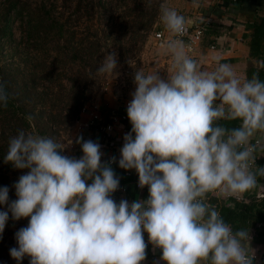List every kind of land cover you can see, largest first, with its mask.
<instances>
[{"label":"clouds","instance_id":"obj_1","mask_svg":"<svg viewBox=\"0 0 264 264\" xmlns=\"http://www.w3.org/2000/svg\"><path fill=\"white\" fill-rule=\"evenodd\" d=\"M192 3L199 6V0ZM159 13L169 34L160 49L171 58L170 70L166 79L155 67L135 71L127 105L131 132L119 160L121 169L136 171L141 188L148 187L147 200L117 204L111 198L119 179L101 163L98 143L84 141L82 157L74 159L61 154L71 140L19 129L4 161L29 171L14 185L17 199L10 204L8 187L0 188V205L8 204L0 211V234L9 212L13 220L30 217L15 234L18 247L10 249L18 264L25 256L29 264H142L145 233L164 264H253L249 229L234 231L208 201L210 193L241 199L257 186L250 141L258 134L264 139V81L228 63L202 70L181 39L186 17L167 4ZM256 63L264 68V60ZM116 67L113 50L93 76L115 79ZM9 100L0 80V107ZM221 121H239V127L228 130ZM258 173L264 176V168Z\"/></svg>","mask_w":264,"mask_h":264},{"label":"trees","instance_id":"obj_2","mask_svg":"<svg viewBox=\"0 0 264 264\" xmlns=\"http://www.w3.org/2000/svg\"><path fill=\"white\" fill-rule=\"evenodd\" d=\"M58 1L67 8L71 6L70 14L74 22L80 21L84 16H87L86 20L88 18L91 20L93 10L96 8L101 18L100 23L103 25L115 18L123 21L125 14L116 15L117 8L131 3V0H111L112 9L109 8V2L105 0H87L86 3L85 0ZM124 1H126L125 4H123ZM210 1L226 12L240 0ZM43 3L42 0H2L0 3V59L4 55L2 51L5 45L9 47L10 59L8 63L0 60V80L6 82L10 93L8 106L0 107V188L8 187V204L17 199L14 185L29 171V169H15L11 163H5L4 156L7 153L9 138L15 136L19 129H24L26 132L51 136L58 140L55 126L63 124L68 128L79 119L84 104L90 98L89 92L85 89L87 77L102 59L98 46L100 39L97 37L102 30H92L90 33L93 36L92 39L89 37L81 39L76 30H68L67 19L65 20L62 15L54 14L53 4L46 6ZM128 15L131 20L136 18L131 22L132 25L139 24L136 20L144 17L136 14L134 9ZM13 21L19 23L22 33L21 45L14 44L12 40L10 24ZM243 21V30L246 33H242V39L247 40V58L254 62L264 60V12L257 10ZM150 22L152 20L149 23L147 21L148 24ZM216 26L219 25L211 22L203 27V35H212L208 46L214 48L215 39L219 36ZM48 59H50L48 67H45ZM36 60H42L41 65H34ZM77 60H82L84 63V81L81 84H75L69 78V87L64 91L60 77V74L63 75L61 73L63 69L59 71L56 69L57 72H55V67ZM253 74H258L264 81V68L257 65L244 71V75L249 79ZM61 91L64 92L62 95H60ZM28 116L32 117L31 123L27 120ZM220 123L228 130L239 127V121H221ZM127 132H131V126ZM259 148H255L254 152L255 166L260 165L257 158L258 151L264 152V149ZM102 164L109 165L119 179V187L111 194V198L114 199L122 194L124 200L131 201L136 192V184L130 171L121 169L119 162L116 161ZM253 172L257 174V185L264 186V176H260L256 169ZM91 182V179L87 181L88 184ZM256 187L246 193V201L232 197L221 199L209 194L208 202L217 207L234 231L248 228L249 233L253 235V240L264 244V194L257 197L254 194ZM8 204L0 205V211H7ZM29 219L30 217L13 220L9 212L5 229L0 234V264H18L10 256V249L18 247L15 234L21 228L28 226ZM160 255V249L154 250L152 246L146 248V259L151 260ZM29 260L30 258L25 256L19 264H29ZM260 264H264V254Z\"/></svg>","mask_w":264,"mask_h":264},{"label":"rangeland","instance_id":"obj_3","mask_svg":"<svg viewBox=\"0 0 264 264\" xmlns=\"http://www.w3.org/2000/svg\"><path fill=\"white\" fill-rule=\"evenodd\" d=\"M42 1H44L43 4L46 6L53 4L55 11L54 14L62 15L65 20L67 19L66 26L68 30H76L77 33L80 34L81 39L86 37L92 39L93 36L90 34L92 30H102V32L97 34V37L100 39L98 46L99 52L102 54V59L97 66L93 67L91 74L87 77L85 89L89 92L90 98L83 106L84 112L80 113L79 116L81 119V116L85 115L87 120L92 111H97L103 106L102 102L108 99V93L111 92L112 95L116 97H124L130 92V90L135 89L133 78L137 69L141 67L145 71H149L154 67L161 68V66H158L160 64L159 60H163L165 55L162 54V50L156 42L154 34L160 32L165 40L168 39L169 34L164 29V26L159 19L160 5L167 4V6L174 8L179 14L183 15L185 11L188 10L186 1L189 0H131V3H128V6L123 5L122 7L117 8L116 15L119 13L125 14L123 21H119L114 17L115 19L109 21L105 25L100 23L101 18H99L96 8L93 10L91 20H89V18L86 20L87 16H84L80 21L74 22L73 16L70 14L71 6L70 8H67L58 0ZM105 1L109 2V8L113 9V2L111 0ZM1 2L2 0H0V3ZM86 2L87 0H85V3ZM125 2L126 1H124L123 4H125ZM132 9L136 11V14L144 16L136 20L139 21V24L132 25L131 23L136 19L131 20L128 15ZM151 20L152 22L148 24ZM10 28L14 44L20 43L21 45L22 33L18 21H13L10 24ZM8 48L7 45L3 47L2 52L4 55L0 59L6 63L10 61ZM113 50L117 53V67L114 72L119 73V75L115 79H112L107 75L93 76V73H95L96 69L100 66L104 56ZM82 60H77L73 63L67 62L65 65L60 64L57 68L55 67V72L63 69L61 72L63 75L60 74V77L62 79L61 83H63L64 91L66 90L65 88L69 87V78L75 84H81L84 81V63ZM49 61L50 59L45 62V67H48L47 64ZM41 62L42 60H36L35 63H32H34V65H41ZM63 93L64 92L61 91L60 95ZM80 122L81 120L78 119L68 128L64 127L63 124L55 126L58 141L63 143L68 141L71 133H73V130ZM65 150H67V148ZM63 152L65 153V151ZM12 192L13 191L11 190V193Z\"/></svg>","mask_w":264,"mask_h":264},{"label":"crops","instance_id":"obj_4","mask_svg":"<svg viewBox=\"0 0 264 264\" xmlns=\"http://www.w3.org/2000/svg\"><path fill=\"white\" fill-rule=\"evenodd\" d=\"M188 5V10L183 14L186 19L189 21L187 26V33L192 32L194 29L202 28L207 26L209 23H214L216 26V32L219 33V36L215 39V48L213 46H208V41L212 38L211 36H201L200 42L192 49L189 55L196 59L200 64L202 70H212L217 63H228L234 66L235 70L244 75L245 69L253 66H257V63L250 61L247 58V47L246 39H242V33L244 32V21L247 17L252 15L255 11L264 12V0H240L238 4L233 5L230 11H224L220 6L217 7L215 4L211 3L210 0H199V6H193L192 0L186 1ZM218 5L219 3L216 2ZM220 5V4H219ZM227 27H230L227 29ZM160 33V32H159ZM161 34V33H160ZM162 36V34H161ZM163 41H166L162 37ZM186 43V38L183 39ZM213 47V49H209ZM161 68H158L159 75L162 79H166L167 73L170 70L171 58L164 56L163 60H159ZM135 89L130 90L128 94L124 97L113 96L112 93H108V99L102 102L103 106L99 108V114L101 116H106L108 113H112L115 117V125L113 130L109 134L98 132L97 130L84 128L79 125L75 127L73 133H71L68 140H71V145L64 150L67 155H70L71 158L80 159L82 157L81 145L84 141L91 140L98 143L100 151H102L101 163L107 162V158L110 157L112 161L119 162L121 155L120 150L124 143V136L128 134V129L131 126L128 117H127V108L123 106L126 101H131L132 93ZM81 122H86V116H81ZM80 122V123H81ZM82 137L81 144L76 143V139ZM253 139L258 140L259 149H264V139L257 136ZM67 143V141L65 142ZM113 158H115L113 160ZM258 161L260 165L256 166V170L259 168H264V152L258 151L257 154ZM262 163V164H261ZM132 174L134 182L136 185L138 183V174L134 169L129 170ZM246 193L242 194V198L239 200L246 201ZM211 195L216 196L217 198H226L218 193H210ZM256 196H262L264 194V186L257 185L255 188ZM149 195L148 187L143 188L136 187L135 195L132 197L131 201H128L131 204L134 201H144L147 200ZM235 198V197H232ZM237 199V198H235ZM117 204L124 200L122 194L117 195L113 199ZM252 239L250 247L255 251V258L253 264H260L261 257L264 254V244L255 242L253 240V235L250 234ZM161 255L157 258L151 260L145 259L142 264H164L160 259Z\"/></svg>","mask_w":264,"mask_h":264},{"label":"built area","instance_id":"obj_5","mask_svg":"<svg viewBox=\"0 0 264 264\" xmlns=\"http://www.w3.org/2000/svg\"><path fill=\"white\" fill-rule=\"evenodd\" d=\"M202 33H203V29L202 28H197V29H194L191 33L190 32H188V33L186 32V34L181 38V39H185L186 38V43L185 44L189 45L188 53H190L192 51V49L200 42ZM154 38L156 39V42L160 46L161 41H163L161 34L159 32L155 33L154 34ZM209 49H213V47H209ZM129 103H130L129 101H126L123 104V106L125 108H127V105ZM82 112H84L83 109H82L81 113ZM78 125L81 126V127L87 128V129L88 128H94L98 132L109 134V133L112 132L113 127L115 125V117L113 116L112 113H108L106 116L103 117V116H101L99 114L98 110L97 111L95 110V111H92L89 114V117L86 120V122L79 123ZM250 143L255 145L256 146L255 148H257L259 146L258 140H256V139H253L252 141H250ZM101 153H102V151H101ZM107 162L110 163V162H113V161L111 160L110 157H108L107 158ZM255 169H256V166L254 164L251 167V171L253 172ZM127 175H128V173H127ZM136 187H139V185H136ZM257 197H261V196H257ZM237 200H239V199H237ZM144 239H145V243L147 244V247L152 246L148 242V236H147L146 233L144 234ZM155 250H158V249H155Z\"/></svg>","mask_w":264,"mask_h":264},{"label":"water","instance_id":"obj_6","mask_svg":"<svg viewBox=\"0 0 264 264\" xmlns=\"http://www.w3.org/2000/svg\"><path fill=\"white\" fill-rule=\"evenodd\" d=\"M61 154H62V155H65V156H67V157H69V158H71L70 155H67V154H65L64 152H62Z\"/></svg>","mask_w":264,"mask_h":264}]
</instances>
